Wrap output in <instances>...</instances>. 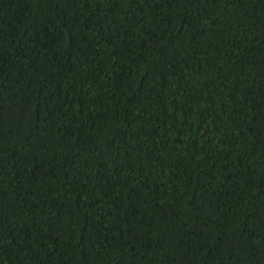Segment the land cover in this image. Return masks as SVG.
I'll list each match as a JSON object with an SVG mask.
<instances>
[{
	"label": "trees",
	"instance_id": "16d2710c",
	"mask_svg": "<svg viewBox=\"0 0 264 264\" xmlns=\"http://www.w3.org/2000/svg\"><path fill=\"white\" fill-rule=\"evenodd\" d=\"M0 264H264V0H0Z\"/></svg>",
	"mask_w": 264,
	"mask_h": 264
}]
</instances>
